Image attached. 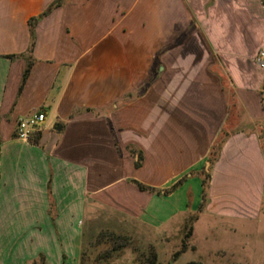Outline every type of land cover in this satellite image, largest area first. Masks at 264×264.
Segmentation results:
<instances>
[{
	"label": "crops",
	"instance_id": "1",
	"mask_svg": "<svg viewBox=\"0 0 264 264\" xmlns=\"http://www.w3.org/2000/svg\"><path fill=\"white\" fill-rule=\"evenodd\" d=\"M55 1L0 0V264H64L61 252L73 264L93 205L156 230L198 214L210 238L263 224L264 35L217 25L190 0H64L36 27L20 92L29 22ZM129 94L140 97L123 104ZM40 111L42 132L19 141V120ZM222 130L230 137L207 170ZM130 148L143 153L139 169Z\"/></svg>",
	"mask_w": 264,
	"mask_h": 264
},
{
	"label": "rangeland",
	"instance_id": "2",
	"mask_svg": "<svg viewBox=\"0 0 264 264\" xmlns=\"http://www.w3.org/2000/svg\"><path fill=\"white\" fill-rule=\"evenodd\" d=\"M190 3L195 9L204 8L205 13L214 10L210 18L217 25L227 27L228 18L232 23L244 24L245 29L255 26L264 35L262 0H190ZM225 38L227 43V33ZM91 208L82 223L83 235L73 264H264V215L263 224L258 227L235 226L236 234H229L227 226V236L221 233L210 238L205 220L197 223L198 214L178 217L156 230L107 207ZM54 247L51 241L50 250L57 259ZM221 247L227 250L218 249ZM61 253L64 264H69V257Z\"/></svg>",
	"mask_w": 264,
	"mask_h": 264
},
{
	"label": "trees",
	"instance_id": "3",
	"mask_svg": "<svg viewBox=\"0 0 264 264\" xmlns=\"http://www.w3.org/2000/svg\"><path fill=\"white\" fill-rule=\"evenodd\" d=\"M63 4H64V0H56L43 14H41L37 18L31 19L29 22L31 41H30V45H29V48L27 50V53L22 55L27 59V67H26V70H25L24 75H23V79H22V83H21V87H20V92L22 91L23 87L25 86L27 79L30 75L31 69L35 63V59L33 57V52H34V47L36 44V33H35L36 27L41 20H43L44 18L49 16L54 10L61 7ZM262 4L264 6V0H262ZM11 58H14V56H12ZM259 95L261 97L262 107L264 110V82H263V85H262L261 90L259 92ZM138 97H140L139 94H129L125 97V99L122 103L123 104L130 103L131 101H133L135 98H138ZM229 137H230L229 132H226L225 130L221 131L219 137L217 138V140L215 141V143L211 149L209 159H208L209 163H214L219 159L221 150H222L224 144L226 143V141ZM260 140H261L262 147L264 150V136L263 135L260 136ZM129 150H130V153L137 158L136 168L137 169L141 168L143 160H144L143 153L136 150L135 148H130ZM203 176H204V178H203V182H202L203 192H202L201 209L204 208L207 205V203L209 202L208 191H209L210 174L207 172H204ZM131 183L133 185H135L141 192H148V193L153 194V195H161L162 194V192L157 190L156 188L146 186V185H144L138 181L131 180ZM182 183H183V180H181L180 182L175 184L171 189L165 190L164 191L165 195H169L172 192H174L177 188H179L182 185ZM191 234H192V230L190 231V234H188V235H191ZM33 264H47V263L44 259V256H40L39 261H36ZM188 264H201V263L191 262Z\"/></svg>",
	"mask_w": 264,
	"mask_h": 264
},
{
	"label": "built area",
	"instance_id": "4",
	"mask_svg": "<svg viewBox=\"0 0 264 264\" xmlns=\"http://www.w3.org/2000/svg\"><path fill=\"white\" fill-rule=\"evenodd\" d=\"M256 64L264 67V50L260 51L256 58ZM46 116L40 111L30 117L19 120L16 126L15 135L19 141L31 142L42 132Z\"/></svg>",
	"mask_w": 264,
	"mask_h": 264
},
{
	"label": "water",
	"instance_id": "5",
	"mask_svg": "<svg viewBox=\"0 0 264 264\" xmlns=\"http://www.w3.org/2000/svg\"><path fill=\"white\" fill-rule=\"evenodd\" d=\"M63 129V126L61 124H56L55 127H54V131L60 133ZM210 167V163H208V166H207V170L209 169Z\"/></svg>",
	"mask_w": 264,
	"mask_h": 264
}]
</instances>
